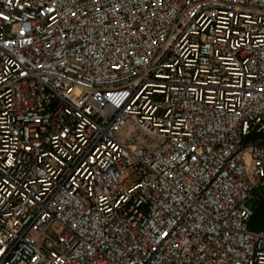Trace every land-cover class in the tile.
<instances>
[{
    "label": "built area",
    "instance_id": "2783aa9c",
    "mask_svg": "<svg viewBox=\"0 0 264 264\" xmlns=\"http://www.w3.org/2000/svg\"><path fill=\"white\" fill-rule=\"evenodd\" d=\"M264 0H0V264H264Z\"/></svg>",
    "mask_w": 264,
    "mask_h": 264
},
{
    "label": "rangeland",
    "instance_id": "374dc122",
    "mask_svg": "<svg viewBox=\"0 0 264 264\" xmlns=\"http://www.w3.org/2000/svg\"><path fill=\"white\" fill-rule=\"evenodd\" d=\"M251 227L264 231V201L253 217Z\"/></svg>",
    "mask_w": 264,
    "mask_h": 264
},
{
    "label": "crops",
    "instance_id": "0c3cea01",
    "mask_svg": "<svg viewBox=\"0 0 264 264\" xmlns=\"http://www.w3.org/2000/svg\"><path fill=\"white\" fill-rule=\"evenodd\" d=\"M263 201H264V196L261 197V198L256 202V204H255L254 212H253V215H252V217H251V219H250V222H249V228H250L251 230H253V231H261V232H264V231H262V230H258V229H255L254 227H251L252 219H253V217L255 216V214H256L257 210L259 209V207L261 206V204L263 203Z\"/></svg>",
    "mask_w": 264,
    "mask_h": 264
}]
</instances>
